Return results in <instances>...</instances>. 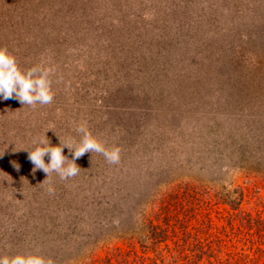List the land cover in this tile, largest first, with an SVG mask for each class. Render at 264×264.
Wrapping results in <instances>:
<instances>
[{
  "label": "rangeland",
  "instance_id": "374dc122",
  "mask_svg": "<svg viewBox=\"0 0 264 264\" xmlns=\"http://www.w3.org/2000/svg\"><path fill=\"white\" fill-rule=\"evenodd\" d=\"M233 1L0 0V48L21 70L55 69L50 104L0 100V255L90 264L88 223L116 217L177 175L242 190L238 210L211 202L215 223L239 210L264 218V17ZM81 123L121 149L120 163L93 152L66 180L34 171L20 148L44 133L54 146L78 142ZM110 244L97 264L129 250Z\"/></svg>",
  "mask_w": 264,
  "mask_h": 264
},
{
  "label": "trees",
  "instance_id": "16d2710c",
  "mask_svg": "<svg viewBox=\"0 0 264 264\" xmlns=\"http://www.w3.org/2000/svg\"><path fill=\"white\" fill-rule=\"evenodd\" d=\"M234 7L264 17V0H240ZM216 185L199 176L177 175L150 190L144 201L120 208L116 217L91 221L86 230L90 234L83 240L85 258L97 264L99 249L117 240L128 242L129 250L111 251L110 256L123 264H264L263 216L239 210L227 213L221 224L215 223L210 215L214 199L235 211L243 198L242 190L232 194L225 185L217 189ZM77 225L71 222L67 229ZM100 230L105 233L94 238L92 233ZM149 252L152 257L147 256Z\"/></svg>",
  "mask_w": 264,
  "mask_h": 264
},
{
  "label": "clouds",
  "instance_id": "9594fccd",
  "mask_svg": "<svg viewBox=\"0 0 264 264\" xmlns=\"http://www.w3.org/2000/svg\"><path fill=\"white\" fill-rule=\"evenodd\" d=\"M54 68L42 64L34 65L27 70H21L14 55L7 49L0 48V100L15 99L23 105H46L53 100L50 76ZM80 135L79 141L52 145L44 133V137L35 139L31 148H20L28 151V158L33 164V170H42L48 178L52 173L57 174L61 180H66L78 175L80 168L76 160L86 153L102 155L110 164H119L121 149L118 146L106 147L98 138L92 135L86 124L81 123L76 127ZM67 147L72 158L69 159L63 153ZM0 153V155H2ZM45 156L48 162H45ZM19 170V165L14 163ZM51 191V189H49ZM0 264H51L45 258L32 253H15L12 255H0Z\"/></svg>",
  "mask_w": 264,
  "mask_h": 264
}]
</instances>
